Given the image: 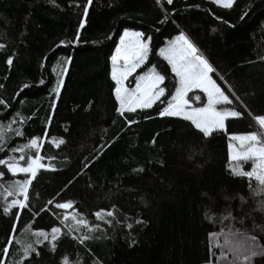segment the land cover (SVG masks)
I'll return each mask as SVG.
<instances>
[{"label": "trees", "instance_id": "16d2710c", "mask_svg": "<svg viewBox=\"0 0 264 264\" xmlns=\"http://www.w3.org/2000/svg\"><path fill=\"white\" fill-rule=\"evenodd\" d=\"M125 28L150 37L142 70L166 75V95L121 115L110 58ZM181 32L216 69L230 109L241 113L208 137L181 117L159 116L176 85L159 49ZM0 99V158L35 155L25 145L37 138L42 163L55 168L38 171L26 208L5 214L23 199L13 186L27 176L0 165L3 264H218L219 232L255 236L264 246V186L231 174L228 148L232 135L261 132L264 0H234L230 9L212 0H0ZM59 139L65 143L56 147ZM67 201L72 208L55 209ZM53 227L60 229L56 241ZM28 245L35 251L25 258ZM252 264H264V255Z\"/></svg>", "mask_w": 264, "mask_h": 264}, {"label": "snow or ice", "instance_id": "6c2138e0", "mask_svg": "<svg viewBox=\"0 0 264 264\" xmlns=\"http://www.w3.org/2000/svg\"><path fill=\"white\" fill-rule=\"evenodd\" d=\"M216 5L223 7L224 9H230L234 0H212ZM92 0H88V5H91ZM157 4H160V0H156ZM173 0H167V4L171 5ZM88 7H84V14L87 16ZM166 19V17H165ZM85 21H80V28L84 27ZM77 39L79 38V32L76 33ZM144 33L139 31H129L125 29L123 35L120 36L119 44L117 45L114 54L111 55V79L115 82L114 95L118 102L117 111L124 115L125 113H136L137 109H149L152 108L157 101H160L162 97L166 95V85L164 81L166 75L157 72L155 67L148 68L143 74L135 77V87H126L124 81L128 79L137 69H140L142 65H145L149 56V40L142 39ZM63 43V42H61ZM159 55L167 61L170 66L171 73L174 74L176 85L174 93L170 94V99L167 100V106L159 111L160 117H181L185 121H190L204 137L210 136L216 129H224L225 121L229 117H240L239 111L218 110L217 105L230 104L228 95L222 91L212 78L211 73L216 72V69L199 54L198 49L188 39V37L181 32L175 36L174 39L166 47L159 49ZM8 64L12 63V59L9 58ZM63 83L61 80L57 84L56 94H59L60 86ZM164 85V86H162ZM193 89H199L207 97V103L203 107L192 108L189 105L188 96L189 92ZM231 91V89H229ZM196 100H200L199 96L195 97ZM5 101L0 99V105H4ZM261 129H264V115H258L255 117ZM129 123H132L129 120ZM17 136L22 135L21 132L16 133ZM232 141L238 142V146L230 143L229 148V160L236 162L231 168V174L236 177L247 178L249 181L255 180L260 186H264V134L258 135L256 132H249L247 134H238L231 136ZM56 147L64 144L63 139L53 141ZM36 150V154L27 156L25 165H21L20 161L25 159L22 154L17 160L15 157H8L7 159L0 158V165L6 167L7 173H11L15 176L17 173L26 174L27 178L16 181L13 186L15 194L22 196L23 199L12 200L11 204H8L3 208L5 214L14 207L21 209L26 208L27 201L29 199V186L32 185L33 180L37 177L38 171L41 169L55 170L51 164H44L42 161L45 159L40 154L42 144L38 142L37 138H32L30 143L25 145ZM4 147L0 146V152H4ZM11 151L24 152V148H13ZM49 161L54 157H48ZM241 162H251L252 167L250 170H244L241 166ZM5 176V172L0 170V178ZM52 200L48 201L51 205ZM55 209L65 210L73 207L71 201L55 203ZM107 215L111 217L112 212H108ZM97 219L103 220L101 212L95 213ZM77 224H85L86 221L78 219L77 215L71 217ZM64 220H68V216L64 217ZM111 223V221H105ZM98 227V226H97ZM13 231H15V225H13ZM52 241L58 239L57 233L60 232L59 228L53 227ZM38 236L48 239L47 233L40 231ZM251 244L240 243L234 246H229V250L232 253L233 259L230 264H252L254 257L258 255H264V246L256 243V237H251ZM39 242V241H38ZM227 244L228 242L225 241ZM55 250V245H53ZM35 249L28 245L24 247L23 257L27 258L31 252ZM9 248L5 247L3 253L7 254ZM211 252V249H210ZM36 255H39L37 252ZM225 258L223 254L220 258ZM3 264V261H0ZM17 264H23V261L17 262ZM31 264V262H30ZM63 264H69L67 259L63 260Z\"/></svg>", "mask_w": 264, "mask_h": 264}, {"label": "rangeland", "instance_id": "374dc122", "mask_svg": "<svg viewBox=\"0 0 264 264\" xmlns=\"http://www.w3.org/2000/svg\"><path fill=\"white\" fill-rule=\"evenodd\" d=\"M129 31H139V30H135V29H132V28H125ZM125 29L122 31V33H120L119 35H123V32L125 31ZM141 32V31H139ZM120 36L118 38V43L117 45L119 44V40H120ZM142 39H145L144 36L142 37ZM167 45H165L166 47ZM117 47V46H116ZM115 47V49H116ZM115 52V50H114ZM199 52V51H198ZM200 55H202L200 52H199ZM203 56V55H202ZM143 66H141L140 69H137L136 72H134L130 77H128V79L126 81H124V84L126 87H129V88H134L135 87V77L137 75H140V74H143ZM148 70V69H147ZM146 70V71H147ZM212 75V74H210ZM212 78L214 80H216L217 84L219 86H221V84L218 83V79H216L213 75H212ZM221 89L222 91L225 92L226 95H229L221 86ZM196 96H199L200 97V100H196L195 97ZM203 96V97H202ZM190 99H189V105L192 107V108H195V107H203L206 103H207V97L205 96L204 93H202L199 89H196L195 92H193L191 95H189ZM229 97V100L231 101V98L230 96ZM218 110H228V111H232L230 108L231 106L229 104H221V105H217L216 106ZM227 120V119H226ZM258 124V123H257ZM259 127V125H258ZM259 129L261 130L260 133H257L258 135H261V134H264V129H261L259 127ZM232 144H234L235 146H238V142H233ZM25 156V159L24 160H21L20 161V164L23 166L26 164V161H27V154H23ZM29 155V154H28ZM35 155H33L34 157ZM221 221V223H225V222H228L229 224V220H219ZM221 231H224L221 230ZM225 241H227L228 243L226 244ZM213 242L217 245L221 244V248H223V256L226 257L225 258H221L220 261L218 262V264H230V261H232L233 259V256H232V253L231 251L229 250V246H234L236 244H240V243H245V244H251L252 241H251V237L247 236V235H243V234H240V233H237V231L235 232H219L218 235L216 236H213Z\"/></svg>", "mask_w": 264, "mask_h": 264}]
</instances>
